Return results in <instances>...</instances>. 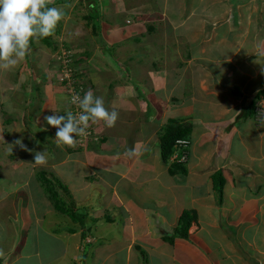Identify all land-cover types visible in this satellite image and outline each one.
I'll use <instances>...</instances> for the list:
<instances>
[{"label": "crops", "instance_id": "0c3cea01", "mask_svg": "<svg viewBox=\"0 0 264 264\" xmlns=\"http://www.w3.org/2000/svg\"><path fill=\"white\" fill-rule=\"evenodd\" d=\"M101 1L95 3L97 20L111 11L108 1ZM111 2L113 29L134 41L131 56L141 52L155 63L130 60L129 67L126 63L115 73L123 77L105 75L98 89L93 76L83 83L79 76L82 95L91 89L104 98L109 111L119 113L113 128L92 125L101 138L98 146L92 143L83 150L59 145L56 129L44 120L53 114L65 116L70 103L64 88L52 82L50 47L42 49L36 75H29L33 94L25 93L22 85L27 100L20 104V121L13 118L18 102L12 98L5 104L8 96L0 87V112L4 106L6 116L10 112L6 121L20 126L27 140L52 139L47 141L45 166L22 159L26 167L14 171L24 174L30 164L35 170L42 167L59 181L56 187H66L57 188L62 197L57 207L41 177L33 194L15 195L30 186V176L16 191L0 193V208H7L4 233L13 242L0 263L33 264L35 259V264H54L47 250L55 245L64 246L65 254L72 250L75 259L83 256L84 264H264V38L260 41L251 29L253 23L264 22V0ZM91 20L88 15L87 24ZM172 40L175 53L169 50ZM190 42L202 45L196 58L185 54ZM84 48L82 53L91 56H81L79 66H92V71L78 66L79 73L101 77L97 73L115 71L111 57L100 51L98 61L95 50ZM182 57L183 65L173 61ZM136 67L144 68L148 80L128 82L125 77ZM170 122L190 126L188 159L179 167L163 156L161 136ZM133 145L138 155L129 158L125 153ZM218 176L223 178L222 200L216 199ZM70 207H75L74 217L62 212ZM186 211L195 216L190 237L171 243ZM114 218L119 219L120 235L90 234L91 226ZM0 240L6 242L3 235Z\"/></svg>", "mask_w": 264, "mask_h": 264}, {"label": "rangeland", "instance_id": "374dc122", "mask_svg": "<svg viewBox=\"0 0 264 264\" xmlns=\"http://www.w3.org/2000/svg\"><path fill=\"white\" fill-rule=\"evenodd\" d=\"M59 1L64 2V0H54V3L52 4V6L62 9L63 12L67 13V15H64V19L58 24L55 30V34L49 37L50 44L48 45L45 44L42 41V39L39 41L33 40L34 41L33 46H32L33 48L30 49L24 61L20 62L11 71L0 70V87L1 88L3 87L5 89L4 90V94L6 96L5 98H7L8 96V101H6L5 104L10 102L12 98H14L18 102V108L15 111L13 118H15L16 116V118L18 117L19 121H20L19 116H20V111H21L20 104L24 103L23 98L24 99L27 98L26 95L23 94L24 90L22 88V85L24 84L23 87L25 86V90L28 94H30L31 92H32L31 94H33V91H32L33 85L28 83L30 82L29 75H36L34 74L35 71L33 72L34 67L36 66L38 67L42 65V61H43L42 49L43 48L45 49V47L46 48L50 47L51 59H54V58L56 59L57 57L58 59H61L63 57L62 64H66L64 70L69 73H73L76 71L77 67L75 68L74 66H72V63L73 61L77 59H80V60L82 59L80 55L83 52L82 50L83 46H85L84 48L85 51L95 50L96 52L94 54H98L96 55V59H98V61H101V57H103L102 53L105 54L109 59L111 57L113 66L115 67V71H113L112 68H108V70L106 71L97 73V74H100L101 77L94 75L93 76L94 81L95 82L97 81L98 83L96 85V89L99 88V85L101 86L100 83L105 81V75H107L110 79L111 77H115V76H117L116 78L123 77V75H119V74L117 75L115 73H117L118 70L122 71L126 63H127L126 67L127 66L129 67L130 60L135 62L136 61L135 58H138V60H141L142 64L144 65H147L151 60L153 62L155 60V58H153L152 56H147L146 54L142 55L141 52L134 54L136 55L134 57L131 56L133 53H135L134 50H136V48L133 49L132 47L134 41L133 40L129 41L126 37L123 36V33L121 31H116L115 29H113L115 22L113 23L112 20L114 19L115 16L113 15L112 8L110 6V3H112L111 0H107L109 3L108 8H110L111 10L110 13L105 14V17L102 20L96 21L98 22L97 29L95 30L97 32L96 35L94 34V32L93 33L91 32L93 20L88 21V24L86 21V19H88L87 16L89 15V13L91 16H94V17L97 14L96 11L94 10L90 11L89 9L91 8L90 5L93 3V0H65L64 3L62 2L58 4ZM102 2L103 0L101 1V3ZM235 8H237L236 3H235ZM58 29H60L59 32H58ZM251 29L259 35L260 41H262L264 38V22L263 23L259 22L257 25L253 23L251 25ZM139 40L145 42L142 39H139ZM169 44H170L169 50L175 53L176 45L174 41L172 40ZM99 47H101L102 49L100 50ZM199 47L202 48V45L200 46V43L190 42L186 44L185 54L191 55L192 57L196 58L200 54L199 52H197V49ZM106 48H109L108 49L109 53L108 51L107 52L103 51ZM61 52H63V54L62 56L61 55L59 56L58 54H61ZM40 55L42 58L41 62L39 58ZM68 55L70 56L68 57ZM139 56H144V58L139 59ZM175 56L176 55L174 54L173 58H175ZM173 61L179 62V65H183L185 63L184 57H182L181 60L174 59ZM81 67L92 71V68H91L92 66H88V65L79 66V68ZM90 73L91 72H89L88 75ZM114 74L115 76H113ZM146 76L147 74L144 68L136 67L135 73L131 74L130 78H127V77L125 78L128 80L129 83H131V82H136L134 81L135 79L138 81H142L143 78H146V80H148V77ZM124 79L122 81H124ZM27 84H30V85H27ZM118 84L119 83L117 81V85ZM11 95L12 97H10ZM15 100L13 102H15ZM3 108L2 110H4V112L3 111L0 112V116H1L0 117L1 118V121H0V193L6 194L7 191L8 192L16 191L15 189L17 188V186L20 185L19 182H25V181L28 182L27 178H29L28 176H30L32 177L28 182L30 186L23 188L21 190L22 192H20L18 189L15 195H18L20 197V196H23L29 193L33 194V192L35 191V185H36L35 182H39L37 177L39 175V172L42 171V167L35 170L33 168V165L30 164V167L29 168L27 167V169L24 171V174H22L19 171H14L13 167H26L24 166L22 159H29L28 161H25L29 163L32 159H34L35 152L44 151L45 149L48 148L47 141L52 142V139L43 138L44 140H41V141L37 140L36 141L37 143H36L35 140L34 141H31L30 139L27 140L26 136L22 137L20 126H18L17 124H9L6 121V118L10 115V112L8 113V116H6L7 111ZM19 138L24 139V144L27 145L28 149H30L31 151H28V152L23 151L19 148V146H13V150L12 151L10 150V145H13V142ZM52 150H53V147H52ZM17 151L19 153H17ZM71 168L73 167L71 166ZM71 168L66 167L67 171H72ZM32 181H34V183ZM216 199L219 200L218 195H216ZM16 207H17L16 204H14L13 208H16ZM6 209L7 208L4 207V210H3L2 206L0 208V237L3 235L4 239H6V242H3L0 240V249H3L4 253H6V250H5L6 246L9 247L8 248L9 250L10 247H12L13 245V242L8 238V234L4 233V232H8V230L7 229L4 230V227H3L4 224L2 223V218L4 216V211ZM68 209H70V211L73 213H77L75 210V207L74 208L70 207ZM113 213L114 212H111V214ZM48 218L52 220L50 214L48 215ZM56 218L61 219L60 216H57ZM118 223H119V219L117 218H114V221L111 223H106L104 221L97 222L94 226H91L92 233L90 234H92L96 238H99L101 236L111 238L116 235H120L121 233L119 232ZM95 227H97V229H95ZM29 242L32 243L31 241ZM52 247H55V248L52 250H47V251L49 253V256L53 255L54 264H84L83 256L76 257L75 259L72 250L65 254L64 246L56 247L55 245H52ZM31 248H32V245H29L28 250H30ZM255 253H254V256H255ZM0 262H4V257H0ZM33 262H34L33 264H35V259H33ZM21 264H25V261H22ZM89 264H94V263L90 262ZM236 264H241V263H236Z\"/></svg>", "mask_w": 264, "mask_h": 264}, {"label": "clouds", "instance_id": "9594fccd", "mask_svg": "<svg viewBox=\"0 0 264 264\" xmlns=\"http://www.w3.org/2000/svg\"><path fill=\"white\" fill-rule=\"evenodd\" d=\"M53 3L54 0H0V70L11 71L24 61L33 40L39 41L55 34L58 24L64 19V12L60 8L49 7ZM62 54L63 52L58 55L62 56ZM84 54L81 53L80 56H84ZM52 60L53 63L50 68V70H54L52 82L63 87L70 98L65 116L53 114L44 117L47 125L56 129L55 142L67 147L76 146L83 150H86L92 143L98 146L101 138L96 136L93 130H90L92 139L88 138L89 140L85 145H80V137L89 135L88 129L92 125L103 124L107 128H113L119 118V113L114 109L109 111L105 107L104 98L96 96L91 89L82 95L78 88L79 80L73 79L74 74L78 73L77 68L75 72L69 73L64 70L66 64H62L63 57ZM75 105L80 109L76 115H74ZM43 130L46 131L47 129ZM94 137H97L98 140L94 141ZM13 146H19L21 150L26 152L31 151L24 144L23 138L16 139L13 145H10L11 151ZM125 154L129 158L137 156V145H133ZM187 159L182 161L179 153L178 158L174 160L178 163H186ZM33 164L36 166L47 164L46 149L35 152ZM4 256V250L0 249V257Z\"/></svg>", "mask_w": 264, "mask_h": 264}, {"label": "trees", "instance_id": "16d2710c", "mask_svg": "<svg viewBox=\"0 0 264 264\" xmlns=\"http://www.w3.org/2000/svg\"><path fill=\"white\" fill-rule=\"evenodd\" d=\"M61 2H63V1H59L58 4H60ZM95 3H97L96 0H94V3L91 5L90 11L94 10V11H96L97 14L94 17V16H91L89 13V18H91L93 20L92 30L96 34L97 32L95 30L97 29V25H98V22H96L97 21L96 18L98 17V9L96 8L97 6L95 5ZM49 7H53V6L49 5ZM64 15H67V13L64 12ZM42 41L47 45L50 44L49 37L42 39ZM31 43L32 44L30 46V49L33 48L32 46H33L34 41H32ZM108 49L109 48H106L103 51L107 52ZM108 53H109V51H108ZM90 54L91 53L84 54L85 60H88L90 58V56H91ZM80 64H82V60L77 59V60L73 61L72 66H74L76 68ZM79 72L80 71H78V73L74 74L73 79L78 80L79 76H80L82 83L85 82L84 81L85 79H87L91 76H94L91 73L88 75L89 72H86V73L84 71L81 73H79ZM29 83L32 84L31 82H29ZM30 84H27V85H30ZM78 88L80 89V83L78 84ZM24 90H25V86H24ZM25 93H27L26 90H25ZM6 107L4 106L3 109L7 110L8 108H6ZM11 121L12 120H10V123H11ZM88 130H93V126H91ZM33 134H35V132L29 133L30 136H32ZM189 135H190V126L189 125L184 124V123L182 124V123L170 122L164 128V131H163L162 136H161V144H162V150H163L164 158L169 160L173 157V155L176 152L180 153L181 152L180 149H177V141L178 140H186L189 142V140H188ZM36 140H38V139H36ZM39 141H41V140H39ZM47 151H50V149H48ZM176 162H178V161H176ZM178 167H179V163H178ZM178 171L184 173L183 169H180ZM48 174H50V175L48 176ZM51 175L52 174L50 172L42 170L39 172L38 177L39 178L41 177L42 184L44 186L45 192H46L49 200L57 207L61 203L60 200H62V197L60 196L57 188H59V189L61 188L62 190L66 191V187L61 183H60L59 187H56L55 182H59V181L57 179H55L54 176L51 177ZM50 177H51V179H50ZM217 178L219 179V182L215 183V187H216V191L218 193L219 198L222 200V197H223V178H222V176H218ZM62 212L65 213L67 216H71V217H74L76 215V213L71 212L70 209L66 210L63 208ZM194 220H195L194 213H192L190 211L184 212L181 219H180L179 226L176 230L175 236L169 239L170 242L173 243L175 241V238L188 239L190 237L189 230H190Z\"/></svg>", "mask_w": 264, "mask_h": 264}, {"label": "built area", "instance_id": "2783aa9c", "mask_svg": "<svg viewBox=\"0 0 264 264\" xmlns=\"http://www.w3.org/2000/svg\"><path fill=\"white\" fill-rule=\"evenodd\" d=\"M79 112H80V109L77 107V105H75L74 115L78 114ZM88 132H89V135H87L86 137H80V145H85L87 140L92 139L91 131L88 130ZM93 140L97 141L98 138L94 137ZM189 144L190 143L188 141H186V140H178L177 141V149H180V151H181L180 154H181V160L182 161H185L187 159L186 148H188ZM178 156H179V152H176L175 155H174V159H177Z\"/></svg>", "mask_w": 264, "mask_h": 264}]
</instances>
